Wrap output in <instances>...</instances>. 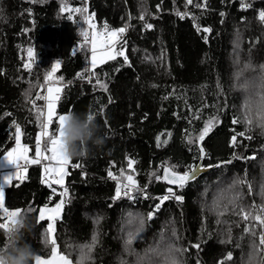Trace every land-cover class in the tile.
Here are the masks:
<instances>
[{
  "label": "trees",
  "instance_id": "obj_1",
  "mask_svg": "<svg viewBox=\"0 0 264 264\" xmlns=\"http://www.w3.org/2000/svg\"><path fill=\"white\" fill-rule=\"evenodd\" d=\"M242 3L249 6L242 8ZM197 4L203 5L205 0H193L191 5L186 0H0V160L15 145L13 121L21 126V143L32 150L30 156L34 154L39 128L30 111L31 100L57 60L60 68L56 75L63 77L64 86L58 113L91 111L106 136L102 148L72 160L81 166H70L65 178L68 202L57 221L55 237L59 251L73 262L79 260L80 246L91 244L96 235L98 243L86 264H121L122 260L136 264V256L125 250L127 233L135 227L126 225L127 217L129 213L146 217L158 200L113 201L116 181L108 177L109 170L121 179V170L133 175L155 198L167 194L169 187L153 173L161 176L164 166L183 173L201 161L207 171L182 189L173 188L183 201H165L154 219L145 222L143 239L135 241L132 248L144 256L150 246L161 241L162 234L165 239L172 238L175 229L177 247L187 249L181 257L183 264H220L229 252L233 258L226 264H249L251 244L253 239L258 244L261 228L255 227L254 238L244 232L254 221L245 222L231 210L218 216L211 209L220 190L238 177L252 185L251 193L247 185L240 186L242 205L264 203V134L255 124L246 131L243 107L253 95L252 81L261 75L260 65L264 64V22L259 20L264 0H206V7ZM65 5L87 7V15L94 14L98 28L105 23L109 29L128 26L117 45L118 50L123 48L128 63L118 56L96 69L108 85L107 91L96 85L95 77L92 83L87 81L89 51L73 55V49L83 42L81 27L87 25L79 13L69 20L68 13L60 10ZM142 12L144 20L139 19ZM178 12L187 15L181 19ZM146 23L153 27L146 28ZM204 28L211 32L205 33ZM30 47L35 61L28 71L23 65L28 62ZM79 73L85 78H78ZM246 82L247 90L242 87ZM30 86L32 91L26 96ZM37 104L43 107L42 101ZM213 117L218 122L205 139L188 143ZM234 117L241 122L233 124ZM239 132L252 139L237 136L238 144L233 147L231 137ZM201 146L204 159H198ZM127 158L135 161V171L129 169ZM229 160L231 163H223ZM217 164L221 166L209 167ZM42 169L31 165L26 179L13 180L4 187L7 207L38 210L46 203L52 207L59 202L62 188L53 185L57 189L53 195L41 182ZM232 194L226 192L225 196ZM30 214L34 229L26 239L37 255L46 258L51 250L44 243L46 224H37V211ZM6 241L0 230V246ZM195 244L199 249L192 247ZM262 259L264 252H259L252 264H260Z\"/></svg>",
  "mask_w": 264,
  "mask_h": 264
},
{
  "label": "snow or ice",
  "instance_id": "obj_2",
  "mask_svg": "<svg viewBox=\"0 0 264 264\" xmlns=\"http://www.w3.org/2000/svg\"><path fill=\"white\" fill-rule=\"evenodd\" d=\"M188 5L193 4V0H186ZM249 5L243 4L242 8H247ZM196 7H206L205 4H197ZM61 12H67V18L73 19V13H79L83 17V22L87 27H81L80 35L83 38L82 44L73 49V55L78 52L87 49L90 52L89 67L85 69L89 73L87 77L88 83H92L93 77H95V83L99 88L104 91L108 90V85L103 83L96 73L98 66L107 63L108 61L116 60L118 56L123 57L124 62L128 63V57L125 55L123 48L118 50L117 45L121 43L123 34L127 31V25L119 29H109L107 23L103 24L102 27L98 28L94 22V14L87 15L88 8H72L67 5L61 7ZM181 19L187 15L186 13H177ZM224 13H221L223 16ZM139 19H145V13L142 12ZM259 20L264 22V11L259 12ZM145 27L151 29L153 26L150 23H146ZM198 30L199 27H198ZM205 33H210L211 28H204ZM238 48L239 45L237 44ZM28 62L23 67L31 71L32 64L35 61V52L33 48L27 49ZM130 66V65H129ZM60 68V61L57 60L52 64L49 71L44 74L43 84H39L41 92L37 93L35 99L31 100L32 109L34 112L35 120L39 128V133L35 137L34 154L29 155L32 151L29 146L21 143V137L23 135L21 126L13 121L15 127V147L3 155V160L10 165L15 167L14 174H8L3 177V184H0V230L5 234L10 233L12 226L15 223L14 217L18 216L24 209H10L6 206V192L4 185H12L13 180L23 181L27 178L28 166L30 165H41L43 167V179L42 183L48 185L52 189L53 195H57V189L53 185H59L62 191L58 193L60 199L54 206L50 207L49 204H45L38 210L28 208L29 212L37 211V224H46L44 228L43 237L45 245H50V255L48 259H43L40 255H36L35 264H73L69 256L62 254L59 251V246L55 237L57 231V221L61 219V214L64 209L67 198L69 195V189L65 186V178L69 175V167H80L79 163L73 164L71 159H66L60 152L59 148V137L63 127V123L67 117L69 111L64 114L58 113V103L61 100V95L64 89L62 85L63 77L57 76L56 73ZM261 75L252 81V88L254 89L253 95L245 100L243 105L245 109L244 123L246 124V131H250L252 126H256L262 129L264 134V64L260 65ZM78 78L84 79L83 73L77 74ZM239 75V74H237ZM245 90L248 89L249 84L246 82L242 86ZM37 101L43 102V107L37 104ZM10 115V114H9ZM90 118H95L96 114L89 112ZM217 118L213 117L205 123L204 128L200 131L198 137H189L188 143H198L205 139V136L212 130V127L217 123ZM240 119L234 117L232 120L233 124L240 123ZM170 135V134H169ZM237 136L244 137L245 139L251 140V136H246L245 132L236 133L231 137V145L236 147L238 144ZM164 143H167L165 141ZM157 146H160L159 137L157 138ZM199 156L198 159H204L206 156L204 148L201 146L198 148ZM233 158H238L234 155ZM255 157H247L246 159H254ZM135 161L129 159L128 167L132 171H135L133 164ZM231 163V160L223 162ZM221 165H210L209 167H220ZM203 171L202 166L194 165L189 166V171L179 173L174 170V166H164L163 175L159 176L153 173L152 175L156 180H164L169 185H175L178 188H183L190 181L196 179V174ZM108 177L116 181L115 195L112 197L113 201L127 199L135 202L138 198L143 199H155L158 203H155L152 210L149 211L145 216L133 215L129 213V224H134L135 227L127 233V238L124 241L125 250L130 255L136 256V264H183L181 259L184 252L187 251L185 248L177 247L176 241L179 239L175 229L172 230V238L165 239L163 234L161 235V241L155 246H150L144 256H140L135 253L132 245L135 241L143 239L144 225L146 221L154 219L156 213L161 209V206L165 201L175 199L177 202L183 201V196L177 195L172 187L167 189V194L152 198L146 191V186L142 188L135 180L133 175H125L124 171L121 170L120 177L118 178L113 174L111 170L108 171ZM247 185L249 193L252 192V185L247 182L246 179L236 178L228 186L227 189H221L218 196L214 199L211 210H215L218 216H223L228 211H232L233 214L240 216L245 221H254V224L244 228L246 234L256 237L257 233L254 230L255 227L264 229V203L257 206L254 203L250 206L242 205L243 194L239 191L240 186ZM226 192L233 193L231 196H225ZM261 195L264 196V185L261 187ZM221 221L218 219L217 223ZM230 231V230H229ZM226 242V241H222ZM98 243V237L93 235L92 243L80 246V257L77 264H86L87 261L92 260L91 253ZM192 247L199 249L200 245L195 244ZM252 252L249 253V264L256 259V255L259 252H264V230L259 233L258 244L253 239L251 244ZM232 253L229 252L224 260L220 261V264H226V261L232 260ZM121 264H127L126 261H121ZM260 264H264V259L260 261Z\"/></svg>",
  "mask_w": 264,
  "mask_h": 264
},
{
  "label": "clouds",
  "instance_id": "obj_3",
  "mask_svg": "<svg viewBox=\"0 0 264 264\" xmlns=\"http://www.w3.org/2000/svg\"><path fill=\"white\" fill-rule=\"evenodd\" d=\"M32 87L26 90V96ZM105 142L101 125L95 118H90L89 112L67 114L59 137V148L64 158H82L92 149L102 148ZM14 220L10 233L6 234V244L0 246V264H33L37 254L26 239V234L34 229L31 214L24 209Z\"/></svg>",
  "mask_w": 264,
  "mask_h": 264
},
{
  "label": "rangeland",
  "instance_id": "obj_4",
  "mask_svg": "<svg viewBox=\"0 0 264 264\" xmlns=\"http://www.w3.org/2000/svg\"><path fill=\"white\" fill-rule=\"evenodd\" d=\"M90 53V52H89ZM89 61H90V57H89ZM13 147H15V145L13 146ZM3 160V159H2ZM2 166V163H1V161H0V167ZM11 166H13V165H10L9 164V167H11ZM14 167V166H13ZM15 168V167H14ZM43 168V167H42ZM43 170V169H42ZM4 173H6L5 175H8V174H14L15 173V171H9V170H6V171H4ZM3 173V174H4ZM44 174V173H43ZM4 175V176H5ZM0 184H3V177L1 178L0 177ZM7 185H4V187H6ZM129 217H127V220H126V225L127 226H130V224H129ZM261 231H262V229H261ZM49 257V256H48ZM48 257H42L43 259H48ZM73 262V261H72ZM34 264H35V261H34ZM73 264H77L76 262H73Z\"/></svg>",
  "mask_w": 264,
  "mask_h": 264
},
{
  "label": "crops",
  "instance_id": "obj_5",
  "mask_svg": "<svg viewBox=\"0 0 264 264\" xmlns=\"http://www.w3.org/2000/svg\"><path fill=\"white\" fill-rule=\"evenodd\" d=\"M2 159L0 160L2 163V166L0 167V177L1 178L4 177V175L6 174V173H4V171H6V170L15 171V168L13 166L9 167V164Z\"/></svg>",
  "mask_w": 264,
  "mask_h": 264
},
{
  "label": "water",
  "instance_id": "obj_6",
  "mask_svg": "<svg viewBox=\"0 0 264 264\" xmlns=\"http://www.w3.org/2000/svg\"><path fill=\"white\" fill-rule=\"evenodd\" d=\"M197 165H200L202 166V162L199 161V163ZM203 168V167H202ZM208 168H203V171H200L196 174V177L199 176L201 173H205L207 171ZM163 175V169L161 171V176ZM164 182V184L167 186V187H172V188H176L177 186L175 185H169L166 181L162 180ZM191 182V181H190Z\"/></svg>",
  "mask_w": 264,
  "mask_h": 264
},
{
  "label": "built area",
  "instance_id": "obj_7",
  "mask_svg": "<svg viewBox=\"0 0 264 264\" xmlns=\"http://www.w3.org/2000/svg\"><path fill=\"white\" fill-rule=\"evenodd\" d=\"M43 82H44V80H43ZM43 82H42V84H43ZM39 92H41V89H39V90L35 93V95H34V99H35L37 93H39ZM129 159H130V158H127V162L129 161ZM30 166H31V165H30ZM30 166H28V168H29ZM158 202H159V201H158ZM158 202H157V203H158ZM151 210H152V209H151ZM151 210H150V211H151ZM262 230H264V229H262Z\"/></svg>",
  "mask_w": 264,
  "mask_h": 264
}]
</instances>
